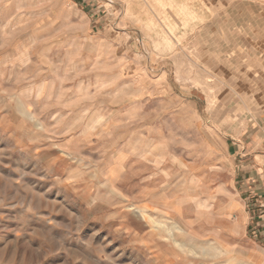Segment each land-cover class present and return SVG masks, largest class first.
<instances>
[{"label":"rangeland","instance_id":"374dc122","mask_svg":"<svg viewBox=\"0 0 264 264\" xmlns=\"http://www.w3.org/2000/svg\"><path fill=\"white\" fill-rule=\"evenodd\" d=\"M255 123L264 3L0 0V264H264Z\"/></svg>","mask_w":264,"mask_h":264},{"label":"crops","instance_id":"0c3cea01","mask_svg":"<svg viewBox=\"0 0 264 264\" xmlns=\"http://www.w3.org/2000/svg\"><path fill=\"white\" fill-rule=\"evenodd\" d=\"M255 1L264 3V0ZM253 128L255 130L248 138L244 134L235 141L237 144L227 146L226 152L237 160V184L247 203L248 217H245L248 223L252 219L251 233L264 242V129L258 123Z\"/></svg>","mask_w":264,"mask_h":264},{"label":"bare ground","instance_id":"6f19581e","mask_svg":"<svg viewBox=\"0 0 264 264\" xmlns=\"http://www.w3.org/2000/svg\"><path fill=\"white\" fill-rule=\"evenodd\" d=\"M251 97H253V95Z\"/></svg>","mask_w":264,"mask_h":264}]
</instances>
